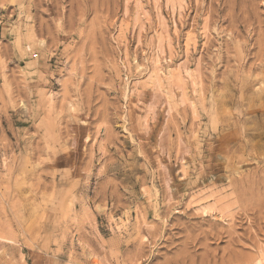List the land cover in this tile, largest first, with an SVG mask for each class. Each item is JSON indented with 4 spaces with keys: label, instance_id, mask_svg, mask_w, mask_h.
Here are the masks:
<instances>
[{
    "label": "rangeland",
    "instance_id": "1",
    "mask_svg": "<svg viewBox=\"0 0 264 264\" xmlns=\"http://www.w3.org/2000/svg\"><path fill=\"white\" fill-rule=\"evenodd\" d=\"M0 264H264V0H0Z\"/></svg>",
    "mask_w": 264,
    "mask_h": 264
}]
</instances>
